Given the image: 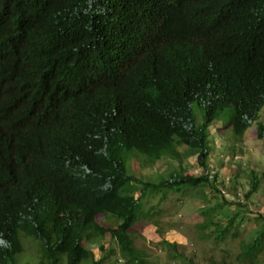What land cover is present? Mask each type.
<instances>
[{
    "label": "trees",
    "instance_id": "obj_1",
    "mask_svg": "<svg viewBox=\"0 0 264 264\" xmlns=\"http://www.w3.org/2000/svg\"><path fill=\"white\" fill-rule=\"evenodd\" d=\"M263 109L264 0H0V264L19 263L24 239L31 264H264V214L247 204L258 174L245 165L249 189L229 199L209 164L215 123L230 114L240 142ZM137 158L176 166L144 181ZM170 193L209 205L196 231L220 260L136 247Z\"/></svg>",
    "mask_w": 264,
    "mask_h": 264
},
{
    "label": "rangeland",
    "instance_id": "obj_2",
    "mask_svg": "<svg viewBox=\"0 0 264 264\" xmlns=\"http://www.w3.org/2000/svg\"><path fill=\"white\" fill-rule=\"evenodd\" d=\"M196 111V108H195ZM198 111V110H197ZM197 114V112H196ZM230 114H226L220 121L215 123L216 129L210 132V141H214L213 149L209 157L210 166L220 168L219 176L222 183L221 188L226 192L225 196L229 199L234 197L233 189L237 187L239 198L249 189L248 175L242 171L245 165H249L258 174L260 179L259 191L247 203L253 210H259V216L264 214V142L258 139L257 124H264V109L260 113L257 123L252 124L244 134V139L238 142L234 135L232 127H229ZM234 150V151H233ZM142 159H135L132 170L138 177L144 181H153L158 177L167 176L168 172L175 168L176 163L168 164V161H159L153 167H142ZM185 166L189 168L192 174H199L200 169L196 159H188ZM248 169L246 170V172ZM235 178L238 184L227 185L228 180ZM226 186V187H225ZM157 200H152L147 204V208L152 207ZM209 207L196 201L190 196H180L170 193L163 203H160L155 209L160 212L157 217H151L150 220H141L134 229L136 247L142 250L152 261L161 263L167 262L168 252L164 249L162 240L177 242L179 250L185 252L188 256H193L197 260L206 262L211 254L220 260L223 253L211 241H201L196 231V225L202 220V210ZM256 212V211H255ZM257 213V212H256ZM97 221L103 223V215L97 216ZM256 223L243 225L240 229L241 238L248 235ZM25 253L18 259V264L33 263L36 254V244L32 239H24ZM228 248L232 255L237 254L239 246L237 241L222 244V248ZM108 246L115 247L113 243ZM97 257L100 256L96 247L91 246ZM35 254V255H34ZM84 264H90L84 263Z\"/></svg>",
    "mask_w": 264,
    "mask_h": 264
}]
</instances>
